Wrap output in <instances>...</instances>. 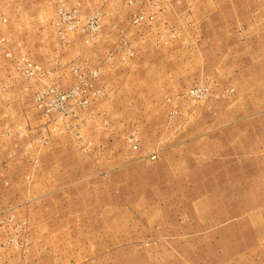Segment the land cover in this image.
<instances>
[{
	"label": "rangeland",
	"instance_id": "374dc122",
	"mask_svg": "<svg viewBox=\"0 0 264 264\" xmlns=\"http://www.w3.org/2000/svg\"><path fill=\"white\" fill-rule=\"evenodd\" d=\"M187 6L195 0H0V215L21 225L1 229L18 242L0 264H264V112L225 131L220 150L189 143L142 159L166 111L132 102V72L168 66L132 57L195 39L177 14ZM167 9L177 16L166 28ZM21 59L39 70L21 74ZM188 82L177 97L193 111L235 93ZM197 86L204 100L187 96Z\"/></svg>",
	"mask_w": 264,
	"mask_h": 264
},
{
	"label": "crops",
	"instance_id": "0c3cea01",
	"mask_svg": "<svg viewBox=\"0 0 264 264\" xmlns=\"http://www.w3.org/2000/svg\"><path fill=\"white\" fill-rule=\"evenodd\" d=\"M214 1L195 0V7L187 6L177 13L183 31L196 32V38L179 40L174 45L179 50L174 54L164 57L138 54L132 57L137 68L143 63L149 65L162 59L168 66L164 71L134 69L132 72L130 87L137 95L132 102L150 111L157 108H165L166 111L165 123L158 124L162 130L157 131L158 134L155 132L151 151L142 159H149L155 153L157 160L152 163H159L176 155L177 148H184L189 143L198 144L196 152H206L209 148L220 150L225 143V131L252 115L264 112V1ZM163 13L159 25L172 27L176 21L173 15L176 14L168 9ZM17 31L22 33L21 28ZM192 79H209L232 88L235 93L228 100L213 103L212 107L202 105V108L189 110L188 100L177 96L186 92L188 80ZM120 87L123 90L126 83L116 84L117 89ZM172 111L177 114L171 115ZM207 115L211 121L208 125L205 124ZM192 126L200 129L189 135L188 129ZM60 165L54 164L52 169L59 170Z\"/></svg>",
	"mask_w": 264,
	"mask_h": 264
},
{
	"label": "built area",
	"instance_id": "2783aa9c",
	"mask_svg": "<svg viewBox=\"0 0 264 264\" xmlns=\"http://www.w3.org/2000/svg\"><path fill=\"white\" fill-rule=\"evenodd\" d=\"M102 18V14L101 13H95L92 18H91V25H92V28H93V31L95 32L96 30L99 29L100 27V19ZM143 20L142 16H134V18L132 19V23L133 24H140V22ZM148 20L151 21L152 20V17H148ZM7 57H10L11 55L9 53L6 54ZM33 69H36V70H39L38 67H34L32 66L31 63H29L27 60H24V59H21V64H20V68L18 69L19 72L21 74H27L29 71L31 72ZM24 72V73H23ZM74 73H76V71H74ZM97 75L98 73L97 72H91L89 74V76L92 78V79H96L97 78ZM228 93V92H226ZM208 95V90L204 87H201V86H197V87H193L192 89H190L187 93V96L194 99V100H197V101H200V100H204ZM131 143L133 145V149H136L137 148V143H138V139L136 137H132L131 138ZM156 159V156L155 155H152L150 156V160L153 161ZM14 220H13V217L12 216H9L7 214H2L0 215V263H1V258L3 256V253L5 252V249L7 247V245H9L10 243H14L15 245H17V238L14 236V237H11V236H8V234H5L7 235L6 239H5V236L3 234H1V229L7 225V224H10L12 223ZM14 225L17 226V228H20V227L15 224V223H12Z\"/></svg>",
	"mask_w": 264,
	"mask_h": 264
}]
</instances>
